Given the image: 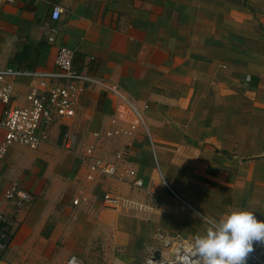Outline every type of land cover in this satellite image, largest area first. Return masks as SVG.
<instances>
[{"label":"crops","instance_id":"obj_1","mask_svg":"<svg viewBox=\"0 0 264 264\" xmlns=\"http://www.w3.org/2000/svg\"><path fill=\"white\" fill-rule=\"evenodd\" d=\"M54 5L63 14L48 43ZM61 45L74 51L76 67L116 92L83 93L75 121L80 145L95 132L135 125L131 136L106 143L104 157L123 151L144 185L88 183L82 154L57 144V126L30 160L7 150L0 162V188L15 182L34 197L12 225H107V217L118 221L129 211L150 226L165 217V237L174 229L193 241L192 229L204 225L171 191L207 219L249 210L264 222V0H38L1 9L0 68L53 72ZM26 84L15 86L19 98ZM2 110L0 103V118ZM102 187L142 208L105 209ZM185 214L198 225H187ZM22 240L17 233L8 260Z\"/></svg>","mask_w":264,"mask_h":264},{"label":"built area","instance_id":"obj_2","mask_svg":"<svg viewBox=\"0 0 264 264\" xmlns=\"http://www.w3.org/2000/svg\"><path fill=\"white\" fill-rule=\"evenodd\" d=\"M38 0H0V11L3 7L18 2H34ZM63 8L51 7L46 28L48 43H53L59 33L55 25L60 21ZM26 81L27 90L19 98L15 86L19 81ZM247 87L246 83H243ZM90 87H99L104 91L116 94L103 81L95 76L84 73L74 65V51L67 46H59L54 59V71L38 73L25 71L13 66L0 68V103L3 105L0 118V162L4 159L11 146H20L31 151L39 149L50 137L52 129L57 126L74 123L83 93ZM136 130L135 125L114 130H102L93 133L92 141L84 145L81 161L85 166V180L96 183L105 178L118 179L134 189L143 188V179L131 166L123 151L114 152V160L104 157L106 143L118 137H129ZM76 147L74 137L65 139L64 149L73 152ZM184 208L192 212L204 225L206 217L195 211L191 206L171 191ZM4 208L0 210V256L10 247L14 237L12 219L23 208L32 205L34 197L18 183L11 182L2 189ZM79 199L72 204L77 205ZM103 206L111 212L122 209L140 211L142 208L129 198L105 193ZM165 251L160 250V259L152 260V254L143 258L141 264H199V258L193 246L183 243L170 246L165 240ZM254 251L249 254L247 264H264V243H254ZM170 250V252H167ZM0 264H3L0 260ZM63 264H82L81 259L70 254Z\"/></svg>","mask_w":264,"mask_h":264},{"label":"rangeland","instance_id":"obj_3","mask_svg":"<svg viewBox=\"0 0 264 264\" xmlns=\"http://www.w3.org/2000/svg\"><path fill=\"white\" fill-rule=\"evenodd\" d=\"M70 128L74 132H71ZM80 132L81 130H79L75 122L70 123L69 126L61 125V129L56 136L57 144L64 149L67 136L73 137L76 134V147L73 152L74 154L78 152L79 154L84 153L81 148L82 146L84 148V145H80V141L82 140L81 134L83 133L80 134ZM53 136L54 133L51 135L49 141L52 140ZM87 136L88 134L83 135V137ZM11 150L15 151L13 155L21 162L30 160L29 154L31 150L20 146H11L8 151ZM65 151L63 152L68 156V152L66 151V153ZM57 154H53V156L66 158L65 155L63 156V153ZM74 154L72 157H75ZM74 190L75 187L67 189L68 197L73 195ZM104 193L114 194L116 192L111 188L102 187L98 191V194L103 196ZM1 194L2 188H0V210L4 208V200ZM146 211L147 209L145 208L141 212L145 213ZM135 214L137 213L127 211L124 215H120L118 221L115 218L107 217V225L96 226L12 225L11 227L14 231L13 240L14 238L16 239L19 232L20 237L23 236V240L16 241L17 247L12 260H8L7 258L9 249L11 248H8L0 256V260L4 262L3 264H63L69 256L65 254L68 250H71L70 253L77 255L81 259L82 264H141L143 258L152 254V249L160 248L162 251H165V240L170 246L173 245L174 247L179 243L193 246L192 240L177 238V231L174 229L169 231L168 237H165V217H161L163 220L162 225L150 226L143 223L146 221V217ZM184 220L187 225H198L187 214H185ZM201 225L203 224L201 223ZM203 228L204 226L200 228L195 227V230L192 229L191 233L203 235L205 233V228ZM13 240L11 247L15 244ZM167 252H170V250ZM42 255L48 257L44 262L42 261Z\"/></svg>","mask_w":264,"mask_h":264},{"label":"clouds","instance_id":"obj_4","mask_svg":"<svg viewBox=\"0 0 264 264\" xmlns=\"http://www.w3.org/2000/svg\"><path fill=\"white\" fill-rule=\"evenodd\" d=\"M204 219L205 233L193 237L199 264H247L254 243H264V222L253 211L234 210L219 220Z\"/></svg>","mask_w":264,"mask_h":264},{"label":"water","instance_id":"obj_5","mask_svg":"<svg viewBox=\"0 0 264 264\" xmlns=\"http://www.w3.org/2000/svg\"><path fill=\"white\" fill-rule=\"evenodd\" d=\"M152 260L154 261H158L160 259V251L159 250H156L152 253Z\"/></svg>","mask_w":264,"mask_h":264}]
</instances>
